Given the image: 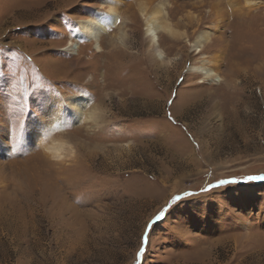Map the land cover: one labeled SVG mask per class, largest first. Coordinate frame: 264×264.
<instances>
[{"label":"rangeland","instance_id":"rangeland-1","mask_svg":"<svg viewBox=\"0 0 264 264\" xmlns=\"http://www.w3.org/2000/svg\"><path fill=\"white\" fill-rule=\"evenodd\" d=\"M106 1L95 42L103 0H0V264H264V0Z\"/></svg>","mask_w":264,"mask_h":264},{"label":"bare ground","instance_id":"bare-ground-1","mask_svg":"<svg viewBox=\"0 0 264 264\" xmlns=\"http://www.w3.org/2000/svg\"><path fill=\"white\" fill-rule=\"evenodd\" d=\"M226 1L232 7H234L233 5L236 2L235 0H226ZM103 3L106 4V8H107L106 10H104V12H102V13L96 12L95 16L85 18V19H80L76 22V26L79 29V32L74 33V34L72 33L71 38L74 39V37H76V39H78V37H79V39H81V40L90 39V40H94L96 42L97 38H98V34H100L101 32L104 33L112 25L116 24L117 17H118L117 6L119 4L118 3H110L109 4V1H106V0H103ZM245 3H246V6L249 5V2L247 0H245ZM138 12H139V15L143 21L144 36L148 40V43H147L148 50L151 51L154 59H156L158 62L163 64L164 63V61H163L164 56L162 57V53L157 46V35H158V33H163L172 39H176L178 37L184 38V35L182 33L180 34V32L178 33L177 32L178 30L168 22L167 16L163 12V9L161 6L156 5L155 7H151V6H147L146 4H143V2L141 1L138 4ZM198 34H199V36L196 37V39L194 40V42L192 44V48H193V51L195 53H201V50H199L201 47V43L207 42L208 41V35H209L207 32H203V31L199 32ZM70 42H71V40H70ZM69 45H70V43H69ZM202 58H203L202 60H204V63L209 65V67H210L209 70H207L208 66L203 69V75L205 76V78L208 79V77H209L208 75L211 72L212 73L211 74L212 84L218 85L219 82L221 81V79L218 76V74H216L213 70V69H215L214 60H209L208 59L209 57L206 54L202 55ZM188 70L193 71V72H197L198 69L194 68V67H189ZM199 72H200V69H199ZM206 72H207V74H205ZM84 101H85L84 96L79 95V96L72 97L68 103L71 117L75 123H78L80 121L78 116L81 114V112L83 110L84 106L82 104H84L83 103ZM89 116L90 117L88 119L90 121L92 119V113H89ZM58 124L59 123H57V125ZM61 126H62V124H60L54 128H56L58 131V130H61ZM43 150L48 154L49 157H51V159L56 160V161H60L63 158L64 142L61 140H57V141L51 140V142H49L48 144H44Z\"/></svg>","mask_w":264,"mask_h":264},{"label":"built area","instance_id":"built-area-1","mask_svg":"<svg viewBox=\"0 0 264 264\" xmlns=\"http://www.w3.org/2000/svg\"><path fill=\"white\" fill-rule=\"evenodd\" d=\"M204 68H205V66H204ZM204 68H203V69H204ZM203 69L201 70V72H203ZM207 70H209V69H207ZM201 74H202V73H201ZM205 74H207V72H206ZM201 76H202V75H201ZM203 76H204V75H203Z\"/></svg>","mask_w":264,"mask_h":264},{"label":"snow or ice","instance_id":"snow-or-ice-1","mask_svg":"<svg viewBox=\"0 0 264 264\" xmlns=\"http://www.w3.org/2000/svg\"><path fill=\"white\" fill-rule=\"evenodd\" d=\"M250 179H252V178H250ZM221 183L223 184V183H225V182L222 181ZM157 219H160V218L158 217Z\"/></svg>","mask_w":264,"mask_h":264},{"label":"water","instance_id":"water-1","mask_svg":"<svg viewBox=\"0 0 264 264\" xmlns=\"http://www.w3.org/2000/svg\"><path fill=\"white\" fill-rule=\"evenodd\" d=\"M91 41H92V40H91ZM92 44H93V42H92ZM94 46H95V44H93V48L95 49V47H94Z\"/></svg>","mask_w":264,"mask_h":264}]
</instances>
